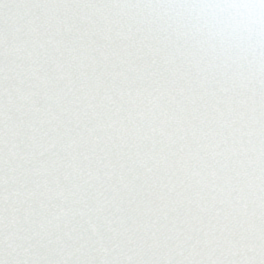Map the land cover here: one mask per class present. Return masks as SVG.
<instances>
[{
    "label": "snow or ice",
    "instance_id": "obj_1",
    "mask_svg": "<svg viewBox=\"0 0 264 264\" xmlns=\"http://www.w3.org/2000/svg\"><path fill=\"white\" fill-rule=\"evenodd\" d=\"M0 264H264V0H0Z\"/></svg>",
    "mask_w": 264,
    "mask_h": 264
}]
</instances>
